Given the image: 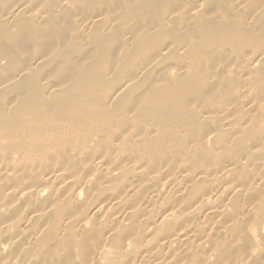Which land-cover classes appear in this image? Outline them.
<instances>
[{"label":"bare ground","instance_id":"bare-ground-1","mask_svg":"<svg viewBox=\"0 0 264 264\" xmlns=\"http://www.w3.org/2000/svg\"><path fill=\"white\" fill-rule=\"evenodd\" d=\"M125 1L127 0H57L56 2H54V0H35L33 4L29 2V0H11L9 3L5 2L3 6H0V24H2L0 25V29L4 26H9L11 29L14 28L21 34L25 33L27 28L24 29V24L22 25L20 22L33 24L36 29V31H34L36 34L34 35L33 33V35L38 39L36 40L37 44L35 43V46L38 49L36 48L37 50L35 53H32L35 56L31 54V57H36V52L40 48L39 43L46 44L52 41L51 38L54 37V35L51 33L60 30V27L64 28L65 25L63 24L65 23L67 26V30L65 31H68V33L74 32V35H76V33L77 35L79 34L82 40H85L83 49H87L88 44L91 42L87 43L86 38L93 37L94 39L98 36V38L100 37L101 39V37L104 36L102 32H106V38L109 31L115 30L119 24L121 25L119 21H123L121 18L125 11L122 9L120 10L122 3L125 7L136 10L134 11L135 14L141 10L136 8L138 6L137 4L136 7L133 5V8L132 5L130 8V4L128 5V3V6H126L124 3ZM137 1L139 0H134L132 4ZM157 1L160 3H157ZM157 1L146 0V7L148 10L146 11L144 9V13H149L150 8V12L156 11V9L152 10L154 9L155 3H157L155 6H159V4L161 6L163 5L161 4L162 1L165 2L166 0ZM142 2L143 0L140 4H142ZM173 2H176V4H173L174 6L171 5V7L168 6L170 10L168 7L163 6L165 9L168 8L169 10L167 11L166 9V14L161 15L152 12L154 14V21L146 17V19L148 18L150 21L147 20L148 22H142L139 17L141 21L138 19V22L143 23L142 26L148 25L147 27L138 26L139 23L137 22L138 24H135L134 22L137 28H145L143 33L146 36L151 37V34L157 33L156 37L158 38H153L154 43L156 40H161L163 44L160 43L162 45L160 47L158 46V42H156L155 44H158L157 46L160 47V49L157 47L159 50L157 49L158 51H156L155 54L151 55L150 53L151 56L144 51L146 52L144 55L148 54L150 57L147 56L149 58L144 64H142V61V63H140L141 66H134L132 70L131 68L133 66L132 64L129 65L130 62H128L127 65L130 67L132 66L130 68L132 71L128 69L129 66L126 70L131 71L132 74L129 73L127 76L125 75L126 77H123L120 82L119 80L118 82L115 81L117 84L112 83L111 85H117V87L113 91L108 92L105 97H102L100 93H96L101 96L99 97L95 95L94 92L96 88H101L100 85H103L101 83L103 82L102 80L115 74L112 68L100 72V70L93 67L95 69L94 71L92 68L88 69V67H90L87 65L89 64L88 61L85 63L86 66L83 64L85 68L82 69V71L84 72L78 74V76L82 75V77L79 78L77 76L78 79H75V81L73 78H75L77 73H74V77L72 79L71 77L69 78L72 82H75L69 85L66 80L68 77L67 74L70 72L69 69L65 70L68 71L65 76L64 70L62 74L59 71H54L56 67H58L59 70V64L55 68L51 66L53 63L55 64L56 58H54L52 64L50 63L51 65L47 63V61H49L48 57H52L50 54H52L53 51H50L48 55L47 51L50 50L49 44L48 46L47 44L45 45V49L41 48L42 51L44 50L43 53L39 51L42 54L39 53L40 55L35 59L32 58V61L30 59L28 60V64L29 61L30 64H33L31 67L40 66L39 69L37 68V71L40 73L43 68H46L45 66L49 69H51V67L52 69L54 68L48 73L49 76L42 71L43 73L41 74L45 76L43 75L42 78L39 76L41 84H38L41 85L39 89L45 91L44 94L46 93L48 97L50 96L49 100L47 97V100H45V102L48 101V103L50 101V111L57 113V111L60 110V112L56 114V117L63 121H59L57 118L52 119L50 116L54 113L47 112L49 113L48 116L47 113H44L49 111L50 107H47L48 110H46L45 107L43 110L45 109L46 111H41L45 114V117L43 114H41V116L43 115L46 120L41 118L40 110H38L39 106L38 109L34 108L35 104H37L36 98L33 100L34 102L36 101V103H33V110L30 109V106H27L31 103V99L36 97V94L33 92H36L35 89L38 88V84L37 86L36 84H32V82L30 83L32 86H37H33V88L30 86V88L34 90L33 92L31 89L27 90L26 87V89L19 88L20 93L18 92L15 94L12 92V96L8 101L5 100L4 96L2 98L5 102L0 100V264H230L232 260L229 261V258L224 256L225 250L227 251V249L238 250V252L243 249L241 250V252L243 251L242 256L240 257L241 254L239 256L237 255V261H235L236 257L233 259L236 262L235 264H264V0H174ZM168 5H170V2ZM225 5L227 6L225 10L227 8L229 9V12H226L227 10L225 11L226 14H239L241 17L242 14L240 13H244V20L241 18L242 21L238 22L237 19H235L237 20L235 21L233 19L235 16L232 15V17L234 16L232 18L234 21L228 18V22H225L228 17V14L227 17L223 15L225 12L222 10ZM107 7L112 8L113 11L109 8L107 9ZM220 7H222L221 11L223 12V17L226 18H221V12H217L218 9L220 10ZM164 8L159 9L162 10L160 11L161 13ZM107 10H110L109 14ZM131 10L130 12H133ZM159 10L158 13H160ZM65 12H69L71 15L62 23L61 19L66 16L64 14ZM134 12L131 14H134ZM141 12L142 10L140 14ZM148 13L144 14L143 19L145 16L149 15ZM152 13L150 14L152 15ZM131 14L130 16L127 15V18L131 17L129 20L134 18ZM109 15L112 16L110 17ZM198 15L200 17L203 16L202 19H204L202 24L196 20L198 24L202 26L197 29L200 30V34H196L199 33L195 30L198 27L190 23L189 26H194L195 28L192 29L194 33H196H192L189 36H187V34V37L184 36V39L187 38L188 42L186 40L181 44H179L181 39H184L183 36H180L181 34L178 35L182 38L175 39L180 41H177L178 45L175 46L174 44L176 41H174V38H176V35H174L175 33L173 34L172 31L184 30L186 32L187 30H185V28L188 26L187 23L191 22L195 16L198 18ZM200 17L199 20H201ZM216 18L218 20L221 19V23H219ZM235 18H237V16ZM229 19L232 21L229 22ZM222 20L224 21L222 22ZM126 22L125 20V23ZM132 22L133 21H131V23ZM144 23H146V25H144ZM134 25L130 26L134 28ZM159 25H161V27ZM185 25L186 27L184 28ZM130 26L127 29H129ZM242 26H245V28L249 30V39L245 40L243 38L246 36V33L243 34L244 31L239 32L245 36H242V34L239 35L238 30H240ZM7 28L4 27L5 32ZM127 29L122 27L119 31H125ZM188 29V33H191L192 29L190 30L189 27ZM169 30L172 32V34L169 32L172 38L175 36L173 38L174 43L173 41L169 42L167 38L168 41L165 39V37H171L170 35L165 36L167 32L166 34L164 33V31ZM0 31L1 35L4 37L5 34H2L4 31ZM110 33V39H107L109 37L106 38L109 40V43L111 36L113 37L114 35H110ZM120 33L117 35L119 41L112 39L110 44L113 45L115 41L116 43L127 42L129 44H134L131 42L137 39V43L140 46V38L137 36L135 37L131 29ZM138 33H136V35H139ZM225 33L228 34L225 35ZM20 34L19 37L17 36L18 39L21 37ZM27 34L29 35L30 33ZM50 34L53 36L51 37ZM185 34L186 33L182 35ZM231 34L233 36H231ZM68 35L69 34L66 36L69 38ZM144 35L140 37H144ZM227 35H229L228 39L224 40V36ZM34 36L32 37L29 35V37L33 39ZM58 36L55 37L58 38ZM61 36L65 39L63 34ZM71 36L72 35H70V37ZM159 36L164 38L159 39ZM248 36L246 37L248 38ZM17 37H15V40ZM67 37L66 40H70V38L68 39ZM63 38L61 39L63 40ZM73 38L75 40V37ZM21 39H19L20 46L23 49L25 44L24 40L22 41ZM33 39L32 42L35 40ZM96 39L97 38H95V40ZM17 40L16 42L14 41V43H17L16 45L19 44V40ZM140 40L143 41V38ZM52 42H55V44L58 43L59 46V42L54 40ZM76 42H79V40ZM63 43L64 42L61 41V45ZM65 43L63 45L67 44ZM100 43L101 41L95 45L98 46ZM109 43L108 46H110ZM191 43L192 45L194 44V46L197 45V47L201 46L204 51L209 49L208 51L210 54L214 50L216 51H213L214 53H218L219 57L221 56L223 58H221V62L219 61L220 63L218 61L215 62V60H218L216 58L217 55L213 54L216 55L215 57L211 54V58H216L211 61H214L215 64L218 63V67L220 68H213L214 72L218 70L217 75L213 72L216 76L211 74L212 72H207V70L206 74H210H208V76L204 74L205 72H202L211 67V65L207 63H213L208 61V58L206 64L210 66L209 68L206 66L205 69H203L201 66V68L198 66L199 69H197L201 71L200 76L204 74L202 77L204 81L208 77V80L206 79L205 81V83L208 82V87L202 89L197 84H187L184 81V84H187H185V92L187 95L183 100H181V98L179 99V95H177L179 100H176L177 97L173 99L169 97L164 90H160L167 81H165V79H167L165 77L173 78L180 75L184 76L193 69L191 74L195 72L196 76L197 69L194 67L199 65L198 63L203 65L206 61H204V59H206V54H203L204 52L201 51V47L200 52L203 55H200V58L204 56V59L202 58L204 62L199 60L200 62H196L197 64L194 63L195 60L198 61L196 59L198 55L194 58V54H201L199 50L197 52V49L193 50L196 51L194 54L192 53L193 51L191 52L192 54L188 52L190 57L187 56L186 58L185 55H188L187 49L190 50L193 48L187 46V44L191 45ZM4 44L5 43L2 45L0 43V48L6 52L10 51L7 46L8 44ZM51 45L53 46L54 44ZM90 45L88 47L89 49H95V45H91L93 47H90ZM100 45L102 46V44ZM147 45L146 43V47ZM70 46L71 49L69 50H71L70 53H72V50L75 49H73V47L76 45L70 44ZM143 46L145 47V45ZM48 47L49 50H46ZM81 47H78V49ZM111 47H114V45ZM121 47H123V45ZM121 47L119 48L121 49ZM140 47L143 48L142 45ZM13 48H11V51L15 50ZM31 48H33L32 50L34 52L35 47L32 45ZM145 48L143 50H145ZM27 49L29 50V48ZM55 49L56 48H54V50ZM94 49L91 50L94 51ZM114 49L116 48L114 47ZM128 49L127 51L129 53L130 51ZM210 49H212V51H210ZM45 50L46 53H44ZM59 50H61V48ZM76 50L74 53H77ZM139 50L137 52L139 55H142L143 53L139 52ZM171 50H176L177 54H183L185 59H181L180 57L181 60H179L177 56L180 55L175 54L176 51L171 54ZM99 51L102 52L100 56L105 53V57L103 58H106V53L108 56L109 51L103 50V46L102 51L99 49L96 53H99ZM134 51L135 50H133V52ZM16 52L19 53L21 51L15 50L11 52V54H16ZM23 52L22 54L27 53L26 50L24 53ZM57 52L59 51L55 53ZM64 52L65 51H60L63 55L65 54ZM87 52L88 53H85L84 56L82 55L81 63L90 60V54L92 53H90V50ZM96 53H93L95 57ZM57 54L55 55L58 56ZM62 54L61 56H63ZM122 54L123 53H121V55ZM166 54L168 57L169 55H177L173 58L176 59L177 57L176 60L180 62H177L175 59L171 60L172 58L169 57L171 58L170 61L173 62L175 60L176 63L170 64L169 62L170 65H161V63L166 60L163 57ZM121 55H119V57L116 56V58L118 57L119 60L122 59L124 56L121 58ZM123 55H127L126 52H124ZM129 55L131 54L129 53ZM191 55H193V57H191ZM6 56L7 54H2V57ZM22 56L27 57L30 55L27 54ZM79 56H81V54H79ZM100 56H97V58ZM7 57L6 60L4 59L5 62L0 59L1 68H3L7 62L9 63L8 60L11 57ZM24 57H22V61ZM26 57L25 60H27ZM113 57H115V55ZM162 57L164 58L163 61L161 60L163 59ZM58 58L64 59V57ZM11 59L10 62L13 60ZM65 59H67V57ZM128 59L129 57L127 60ZM63 61L66 62L68 60ZM166 61L168 62L169 60ZM65 62H63L64 66L67 63ZM71 62H74V60ZM133 62L136 63L135 60ZM46 63L48 65H46ZM103 63L105 64L106 60L105 62L103 61ZM121 63L122 62H116L114 64L123 68L125 63ZM9 64L13 66L16 65V63L13 62ZM93 64L96 65L97 63ZM163 64L167 63L164 62ZM194 64L196 65L194 66ZM212 65L214 66V64ZM67 66L68 64H66L65 67L69 68ZM79 66L81 65H78V68ZM106 66L107 65H105V67ZM111 66L112 65H110V67ZM115 66L112 67L116 69ZM5 68L7 69V66ZM22 68H19V70L21 69V73L22 71L26 74L31 73L29 77L23 72L22 74L25 75V78L26 76L31 78L34 74L36 77V73L37 75L39 74L37 71L33 74L31 70L27 73L26 71L28 70L25 69V65L22 66ZM211 68L210 71L212 70ZM49 69L44 70L47 72ZM91 69L92 71L90 72ZM15 70H17L16 66ZM96 70H98V72ZM126 70L124 69V71ZM7 71L9 73L10 70ZM12 71H14V69ZM151 71H158L157 74L155 72L153 73L157 75V79L155 76L154 78L156 88L158 87L159 91L155 89L157 92L154 90L155 93H152L150 96L147 93L154 89V82H152L153 88L150 82L149 84H144L147 86L146 90H143L141 87H137L134 90L132 86L135 84L137 85L138 81L140 85V80L143 79V77L145 79L144 75ZM54 72H58V75L61 74V76L58 77L57 73ZM79 72L78 70V73ZM13 73H15V71ZM13 73L10 75L1 74L3 77L7 75L2 80L0 79V92L3 91L1 94H8V91H6V94L4 90H9V93H11L10 90L13 88L12 86H16L17 83L14 82H16L15 80H17V78ZM52 73L56 74L57 76L55 77L59 79L64 76L65 80L63 79L64 81L61 82V78V80H59L60 82L58 79L54 81V75H51ZM219 73L221 74L219 75ZM22 74L17 75L21 80L22 77L20 76H22ZM119 75L120 74L117 75L116 73V77ZM121 75L123 76V74ZM122 76L119 77L121 78ZM224 76L228 77L227 81L230 79L229 76H235L236 78L230 79L232 83L233 81H238V83H233L234 85L231 83L232 86H228L230 92H227L229 94L232 93V99L229 98V100L226 99L225 101V98L229 96L225 98L223 96L222 98L224 101L220 105L218 104L219 106L210 109L206 108V110L201 111L198 110V105L201 102H196V99L206 98L207 90H209L208 92H212L216 90L215 88L216 86L218 87V85L219 88L217 89L220 90L224 86L220 88V82L224 81ZM35 77L30 80H35L37 82V78ZM150 77L152 76H149V78ZM221 77H224V79ZM196 78V80H200L199 77ZM147 80L149 81L150 79ZM176 80L178 83V79ZM20 82L22 83L23 81ZM24 82L22 84L29 88V85ZM167 82L165 84L166 87L173 85V89L175 88L174 84H172L173 82L175 83V81H172L169 86H167ZM26 83H29L28 79ZM97 83H100V85ZM180 84L181 83H178L176 85L175 83L176 87H179L176 88L178 91H182L183 89L182 84L181 86ZM149 85L151 87H149ZM225 85L228 84L225 83ZM130 87L133 88V90L131 89L132 94L133 92L136 94L132 97V100L135 99V103L140 104L141 102L140 100L138 102V95L140 96L142 93H147V96L144 94L146 96L145 106L148 104L147 110L149 111L150 109V111L158 114V118L157 115H153L156 116V121L146 123V125H144V130L141 127L142 131H144V138L142 137L143 135L139 137V146H130L126 144L124 147H120L117 146L119 142H116L117 140H123V142L121 141L122 144L131 142L132 140L131 143H135L134 141H136L135 139L138 140L140 133L134 134L131 133L132 131L128 133L129 130L121 131L122 128L120 130V127L115 124L113 125L114 120L119 117H116V115L114 116L116 118L112 119V116L107 113L108 117L106 116V118L101 121L103 114L101 116L102 118L96 116L99 115L97 114V108L104 105L105 100L107 103L110 102V104H112L113 102V105H115L114 103L116 101L114 102V100L120 98L122 94L125 93V90L127 91ZM148 87L152 89L149 90ZM103 89L105 90L106 88ZM223 89L224 90L221 89V91L226 90L225 88ZM107 91L105 90V92ZM37 92V97L40 96L45 99L44 95H39V90ZM216 92L219 93L218 90L215 91V93ZM228 93L227 95H229ZM208 94L210 95V93ZM214 96L217 97L216 94ZM20 97L21 99L18 101L20 102L19 104L22 106L25 104L26 108L24 106L23 112H14V108H17V100ZM210 97L213 98L212 95L209 96V99L214 100ZM44 99L41 100L44 102ZM71 101L73 103L72 105L76 108H78V106L84 107V103H86L87 106H85V108L88 110H83L82 113L78 111L77 114V110H72L69 106ZM125 102H123V105L127 103ZM183 102L189 103L193 106V109L197 108L196 111H200L199 114L197 113L198 111L195 112L198 115L192 112V116H194L193 120H187V118V121L184 122V120H182L183 118L178 120L174 117L180 112L176 107L182 105ZM64 105L69 109H65L67 112L71 110L68 114L73 113L75 110L74 112L76 114L73 113V115H75L74 118H69V115L66 114L67 112L63 110ZM134 105L135 104H133V106ZM44 106H46L45 103ZM60 106L62 107L60 108ZM125 106H123L124 109ZM41 107H43V105ZM119 107L117 108V113H119ZM175 108L176 111H179L178 113L175 111ZM182 109H184V107ZM62 110L63 113L65 112L64 115L66 114V116L62 114ZM132 111L135 113L134 109L129 110V112L134 114ZM136 111H138V109ZM186 111L188 114L190 109ZM79 112L81 114H79ZM115 112L114 110L112 114H117ZM121 112L123 113L125 111ZM129 112L130 119L132 116ZM59 113L64 117H58ZM128 114H125V118L127 117L126 119H128ZM138 114L139 113L136 115ZM179 114L178 116H182ZM38 115L43 121H47L50 117L48 120L50 125L52 123L51 120L53 122L54 120L55 122L58 120L56 122L58 126L63 125L62 128H59L61 130L57 132L53 129L54 127L56 128L55 123H52L53 126H50L46 123L40 125L41 123L39 122V124L37 122L39 125L36 126L37 124L33 122V119ZM73 115L71 114L70 117ZM239 115H242V117ZM184 116L187 115L184 114ZM189 116L191 115L189 114ZM195 116L197 117L195 118ZM144 119L146 118L144 117ZM20 120L23 123L22 125L26 127H22ZM97 120H100L99 124L100 126L102 125L100 128L98 127V130L96 125L93 127L84 125L85 123L94 124L93 121L96 122ZM138 120L137 122L141 121ZM239 120H241V122H239ZM31 122L33 125L35 124L34 127L31 126ZM137 122L134 120L136 124L135 127H139V123L137 125ZM143 122L144 121L141 123ZM44 124H46V127L50 126V129L53 127L51 131L54 130L56 132V134H52L53 137L49 136L50 138H54L51 139V141L49 137H45L47 141L45 139L43 140L44 136L42 137L48 130L45 127H43L44 129L38 128L44 126ZM112 125L116 126V128L119 129L117 132L119 133L120 131V133L116 135L112 132V137L113 135L116 136L110 139L111 136L109 137L108 131ZM192 128L195 130L203 129V132L194 131ZM106 129L108 131L104 132ZM220 130L222 131L223 137L218 135L220 134ZM162 132H167L166 134L174 132L176 136L178 135L177 137H179V135H184L186 139L183 142H177V140L169 138V140H162V144L160 143L159 145L145 143L146 140L150 142L154 136H156V138L159 135L161 136ZM67 133L77 136V138H79L77 139L78 141L73 139L74 137L71 138V135L67 138V136H69ZM103 133H108V139L110 140H107V142L103 140V143H100V138L102 136L105 137ZM49 134L51 135V132ZM220 138H223L221 142L218 140ZM23 139L26 141L28 140L27 144H30L31 141L48 142L49 140L50 143L52 142L51 145L45 143L47 145L42 146L43 148L46 147V150L51 151L47 153L52 154V159H48L47 155L45 158V149H42L45 152L43 154V152H41L42 150L39 151L40 147L39 149L37 147L35 150L31 148L32 146L28 147V145L26 148H20V145L19 147L13 146L12 143L18 145ZM161 139L164 138L162 137ZM69 140L74 142H70ZM22 143L25 144L23 141ZM47 146H49V149ZM37 150L39 152H37ZM186 150L189 152L187 155L184 153ZM229 252L230 251H228V253ZM221 256L223 257L221 258ZM234 261L232 262L234 263Z\"/></svg>","mask_w":264,"mask_h":264},{"label":"rangeland","instance_id":"rangeland-1","mask_svg":"<svg viewBox=\"0 0 264 264\" xmlns=\"http://www.w3.org/2000/svg\"><path fill=\"white\" fill-rule=\"evenodd\" d=\"M0 1H1L0 4H2V5H0V6H3L5 2H8V3H9L11 0H4V1H3V0H0ZM52 1H53V0H52ZM56 1H57V0H56ZM56 1L54 0V2H56ZM131 1H132V0H127V1H125L124 3H125L126 6H128V5L130 4V5H129L130 8H131V5H132V8H133V5H134V7H136L137 5L140 6V7H142L143 9L140 8V7H138V6H137L136 8H137V9H138V8L141 9L142 12H143V14H142V12H141V14H140V11H141V10L138 11L139 14H138V12L135 14L134 11H136V10H134V9L131 10V9H129V7H125L124 4L122 3V4H121V8H120V10H121V9H122L123 11L125 10V11L123 12V14H122L123 17L121 18V20L123 19V21H119V22L121 23V25L119 24V25L117 26V28H115V30L113 29V30L109 31V33L111 32L110 35H111V34H112V35L114 34L113 37L111 36L110 43H111L112 39H116V40H118L117 35H119L120 32L129 31V30L131 29V32H132L133 35L135 34V37L137 36V37L140 38V39L143 38V41L139 39V41L142 42V43L140 42V46L142 45L143 48H141V47L139 46V44L137 43L138 40L135 39L133 42L130 41L131 43H134V44H129V43H127V42H126V43H122V42H121V43H120V42L118 43V42H117V43H118V44H117L116 41L113 40V41H115V42H113V45H114V47L116 48V49H114V47H111V46H113V45L109 43V40H107V39H110V37H109V33H107L108 36H106V38H107V37H109V38L106 39V38H105V34H106V32H104V33L102 32V35H104V36L101 37V39H100V37L98 38V36L95 37V38L98 39V42L101 41L100 44H102V46H103V50H107V51H109L108 56H107V53H106V58H103V57H105V56H104L105 53H104V55L102 54V56H100V53H102V52L99 51V53H98V52L96 53V51H98L99 49H101V51H102V46H101L100 44H99L98 46L95 45V44H98L97 39L95 40V38L93 39V37H92V38H89V37H88L89 39L86 38V39H87V43H90V42H91V43H92V42L94 43V41H95L94 44H93V43H92V44L90 43V44H91V45H95V46H96V47H95L96 50H95L94 48H91L92 50L94 49V51H92L91 49H89L88 47H89L90 44H88L87 49H86V48L83 49V44L85 43V40H82V37H80L79 34L77 35V33H76V35H74V32H73V33H68V31H65V30H67V28H66L67 26H66V24L64 23V22L66 21L65 19H67V17H68L69 15H71V14H70L69 12H65V13H64L66 16H65L64 18L61 19V22L64 23L63 25H65V27H64V28L60 27L61 29H60V30H57L56 32H54V31H53V33H51L52 31L50 32L51 34L54 35V37H52L53 35L50 34V36L52 37V38H51L52 41L54 40V41L59 42V46H58V43L55 44V42L49 41V42H47L46 44H47V46H48V44H49V46H50V50H49V47H48V49H46V50H49V51H47V52H48V55H49V52L53 50V51H52V54H50V56H52L53 59H52V57H48L49 61H47V63H49V65H51V64L54 62V58H56V59H55V64L53 63L51 66H53V67L55 68V67L59 64V65H58V66H59V70H58V67H56L57 70H56V68H55L54 71H59V72L62 74V73H63V72H62L63 70L65 71V70H68V69H69V71H70L69 73H68V71H65V72H64V75L67 74V73L70 75V76H69V75L67 74V76H68L67 79H66V80H67V84L72 85L73 82H75V81L78 79V78H77L78 74H82V72H84V71H82V69L85 68V67H83V64L85 65V63H87L88 61H89V62H88L89 64H87V65L90 66V67H88V69L92 68L94 71H95L94 68H97L98 70H100V72H103V70L106 71V69L108 70V69H111V68H112L113 72L115 73V74H114V75H115V78H114V75H113V76L108 77L107 79L102 80L103 82H101V83H102L103 85H100V83H97V84L100 85L101 88H96V89H95V92H94V94L97 95V96H99V97H101V96H100L99 94H96V93H100V94H102V97H103V96L105 97L106 94H107L108 92L113 91L114 89H116L117 85L113 86V85H111L112 83L117 84L118 80H119V82H120V81L123 79V77L125 78L129 73L132 74L131 71L134 69V66H136V67H137V66H141L140 63H142V61H143L142 64H144V62H145V61H146V60H147L152 54H155V52L158 51V50L160 49V47L162 46L161 44H163V41H161V40L157 41V40H156V42H158V44H159V45H158V44H155L156 42L154 43V40H153V38H154V39H157V38H158V37H156L157 33H156V34H151V35H152L151 37H150V36H146V35H144V33H143V31H144L145 28H144V29L141 28V27H138V28H137V25H134V22H135V24H136V23L140 20L139 17L141 18L142 22H146V21L148 20V18L146 19V17H149L150 20H153L154 14H156V13H157V14H161V15H162V14H166V9H167V11H169V10H170L169 7H171V5L174 6V5L176 4V2H173L174 0H173V1H172V0H170V1H169V0H166L165 2L162 1L161 4H163V5L160 6V4H159V6H155V5H157V3H160L159 1L156 0L157 3H155V5H154V9H152V10H155V9H156V11H151V12H150V9H151V8H150V9H149V13H148V12H145V13H144L145 10H146V11L148 10L147 7H146V4H147V3H146V0H145V2H144V0H143L142 4H140L142 0H141V1H140V0L137 1V2L134 3V4H132L134 0H133L132 2H131ZM147 1H148V0H147ZM160 1H161V0H160ZM167 1H168V2H167ZM175 1H176V0H175ZM29 2H31V3L34 4V3H35V0H33V1H32V0H29ZM129 2H130V3H129ZM138 2H139V3H138ZM166 2H167L168 4H169V2H170V5H168ZM172 2H173V3H172ZM127 3H128V5H127ZM171 3H172V4H171ZM6 4H7V3H6ZM6 4H5V5H6ZM136 4H137V5H136ZM173 4H174V5H173ZM141 5H142V6H141ZM163 6H165V7H168V6H169V7H168L169 10H168V8L165 9ZM156 7H157V8H156ZM225 7H227V6L225 5L224 8H223V10H222V7H220V10L218 9L219 11L217 10V12H219V13L221 12V18L223 17V15H224V16L226 15V17H227V14H228L227 20L224 19L225 22H228V18L232 19L234 16H235V17L237 16V18H235V17L233 18L234 20L237 19L238 22H239V21H242L244 13H240V14H242L241 17H240L239 14H237V15H236V14H232V15H234V16L232 17V15H230V13H227V14H226V12H229V11H228L229 9L227 8V9H226L227 11H226V10H225ZM108 8H109V7H107V9H108ZM162 8H164V10H163V12L161 13L160 11H162V10H159V9H162ZM109 9H110L111 11H113L112 8H109ZM118 9H119V8H118ZM118 9H117V10H118ZM144 9H145V10H144ZM110 10H109V11H110ZM130 10L133 11L134 14H131V13H133V12H130ZM158 10H159L160 13H158ZM221 10H222L223 12L226 11L225 14L222 15L223 12H222ZM107 11H108V10H107ZM109 11H108V14H109ZM126 12H127V13H126ZM152 12H153L154 14H153ZM111 13H112V12H111ZM147 13H148L149 15L145 16L144 19H146V20H144V19H143L144 14H147ZM150 13H152L153 16H152ZM113 14H114V12H113ZM130 14H131L132 17H134V18L131 19V20H129V18H131V17H128V18H127V15L130 16ZM137 14H138V17H137ZM141 15H142V16H141ZM150 15H151L152 17H151ZM229 15H230V17H229ZM109 16H110V15H109ZM111 16H112V15H111ZM111 16H110V17H111ZM125 16H126V17H125ZM155 16H156V15H155ZM198 16H199V15H198ZM195 17L197 18V16H195ZM195 17L193 18V20H192L191 22L187 23V24H188L187 27H186V25L184 26V28H185V27L187 28V29L185 28V30H187L186 32H185L184 30H183V31H182V30H180V31H179V30H178V31L176 30V31H177V34H176V31H175V30L172 31L173 34L175 33L174 35H176V38H174L175 36L173 37V38H174V41H176V43L174 44L175 46L178 45L177 41L180 42L179 40H175V39H177V38H178V39L182 38V37H180V36H183V39H184V36L187 37V36H189V35L192 34V33H193V34L196 33V32L194 33V31H193V29H192V28H195V27H194L195 25H196V27H198V28H196L195 30H196L197 32H199V33H196V34H198V35L200 34V30H197V29H199V27L201 26L200 24H202V23L204 22V19H202L203 16H201V17L199 16V17L201 18V20H199V17H198L197 19H196ZM226 17H223V18H226ZM238 17H239V19H238ZM151 18H152V19H151ZM155 18H156V17H155ZM241 18H242V19H241ZM138 19H139V20H138ZM183 19H184V18H183ZM230 19H229V22H231V21L233 20V19H232V20H230ZM240 19H241V20H240ZM125 20L127 21L126 23H125ZM135 20H136V21H135ZM141 20H140V21H141ZM150 20H148V21H150ZM154 20H155V19H154ZM154 20H153V21H154ZM179 20H180V19H179ZM196 20H198V22H199L200 24H198V22H197ZM216 20L219 21V23H221V22H220L221 19L218 20V19L216 18ZM224 20H222V22H223ZM234 20H233V21H234ZM237 20H235V21H237ZM243 20H244V19H243ZM131 21H133V22L131 23ZM148 21H147V22H148ZM123 22H124V23H123ZM238 22H237V23H238ZM130 23H131V24H130ZM138 23L140 24L141 22H138ZM138 23H137V24H138ZM190 23H191V24H194V26H193V27L189 26ZM240 23H241V22H240ZM20 24H22V25L24 24V25H23V28H24V29L27 28L25 33H21V34H20V33L17 32L16 29H14V28L11 29V27H9V26H4L5 28L8 27V28H7V31H8V32H7V31L5 32L4 27H3L2 29H0V30L4 31V32H2V34H5V36L3 37V36L1 35V31H0V43H1L2 45H3V43H5L4 45H7V44H8L7 46L9 47V50H10V51H11V48H13V47H15V48H13V49H15L16 51H21V52H19V53L16 52V54H13V53L11 54V52H13V51H15V50H12L11 52H10V51L6 52V51H3V50L0 48V51L2 50V51L0 52V55H1V56H0V59H2V60L5 62L6 57L9 56V57H11V58L13 59V60H12V59L10 58L12 61L10 62V59H9V60H8L9 63H12V62H13V63H16V65L13 66L12 64H9V63L7 62V64L4 65L3 68H1L2 65H0V66H1V67H0V72H1V73H0V79L2 80V79H3L4 77H6L8 74L10 75V74H12L14 71H15V73H13V74H15V77L17 78V80H15L16 82H14V83H17L16 86H15L14 83H13V85H14V86H12L13 88H12V89L9 88V89H11V90H10L11 93H9V90H4V93H6V94H7L6 91H8V94H7V95H5V94H1V93H3V91L0 92V100H3L2 97L4 96L5 100L8 101V100L10 99V97L12 96V95H11L12 92H14L15 94L18 93V92H19V88L24 89V88L26 87L27 90H29V89L33 88V86H36L38 83L41 84V83H40V82H41V81H40L41 79L39 78V76L42 78L43 75H44V74H41V73L44 72L45 74L48 75V73L51 72L50 70H53V69H54V68L52 69L51 66H50L51 69H49V68H47V66H45L46 68H43V67H42L43 70H41V73H40V72L37 71V70L39 69L40 66L34 67V68H35V70H34V68L31 67V65H33V64H32V63L30 64V61H29V64L27 63L29 59H30V60H31L32 58L35 59L37 56H39L40 54H42L43 51H44V50L42 51V49H45V48H46V47H45L46 44H45V43L41 44V43H39V41H38V43H39V47H40V48H39V50L36 52V57H31V54H32V53H35V51L38 49V48L35 46V45L37 44V43H36V40H38V39L36 38V36H34V35L36 34V32L34 33V31H36V29L34 28L33 24H28V23H25V22H20ZM25 24H26V25H25ZM123 24H125V25H123ZM139 24H138V26H142L143 23H141L140 25H139ZM181 24H182V22H181ZM0 25H2V24H0ZM128 25H129V26H130V25H134V28H132L133 26H132V27L130 26V28L127 29V28L129 27ZM144 25H146V23H144ZM197 25H199V26H197ZM126 26H128V27H126ZM135 26H136V27H135ZM147 26H148V25H147ZM147 26H142V27H147ZM159 26L161 27V25H159ZM1 27H2V26H1ZM122 27H123L124 29L126 28L127 30H125V31H124V30H120V31H119V29H121ZM188 27L190 28V30L192 29V30H191V33H190V32L188 33V31H189ZM201 27H202V26H201ZM243 27H244V28H243ZM32 29H33V30H32ZM241 29H242V30H241ZM246 29H247V28H245V26H242V27L240 28V30H238V32H239V31H241V32L244 31L243 34L246 33V36L249 35L248 38H247L245 35H243L241 32H239V35L242 34V36H245V37H243L245 40L250 38V32H249L248 29H247L248 31H247ZM11 30H12V31H11ZM136 30H138V31H136ZM59 31H60V32H59ZM116 31H118V32H116ZM192 31H193V32H192ZM201 31H202V28H201ZM245 31H246V32H245ZM134 32H135V33H134ZM138 32H139V33H138ZM140 32H141V34H140ZM166 32H167V34H166ZM169 32H171V30H169V31H164V33L166 34L165 36H167V35H170V36H171V37H169V36H168V37H165V39L167 38V39H169V42H170V41L172 42V41H173V38H172V35H171L172 32H171V34H170ZM181 32H183V33H181ZM248 32H249V33H248ZM27 33H30L29 35H31L32 37L34 36V39H35V40H34L32 37H29V35H28ZM33 33H34V35H33ZM136 33H138L139 35H136ZM184 33H186V34H185V35H182V34H184ZM19 34L21 35V37H20L19 39L22 38L21 40H22V41L24 40V44H25L24 46H25V47H24L23 49L21 48V46H20V45H21V44H20V40L18 39ZM62 34H63V36L65 37V39L61 36ZM65 34H66V35L69 34L68 36H69L70 40H68V41L66 40V37H67V36H66ZM120 34H121V33H120ZM180 34H181V35H180ZM187 34H188V35H187ZM226 34H228V33H225V35H226ZM8 35H9V37H8ZM23 35H24V36H23ZM26 35H27V36H26ZM58 35H59V36H58ZM70 35H72L73 37H75V40H74V38H73L72 36H71V37H72V38H71ZM102 35H100V36H102ZM141 35H144V37H143V36L140 37ZM154 35H155V36H154ZM158 35H159V34H158ZM160 35H161V34H160ZM162 35H163V34H162ZM178 35H180V36H178ZM186 35H187V36H186ZM17 36H18V37H17ZM25 36H26V37H25ZM55 36H56V37L58 36V38H56ZM76 36H77L78 38H77ZM145 36H146V38H145ZM153 36H154V37H153ZM231 36H233V35L231 34ZM242 36H241V37H242ZM15 37H17V39L19 40V44H18L19 47H18V45H16L17 43H14V41L16 42V40H17V39L15 40ZM28 37L31 38V39H29ZM115 37H116V38H115ZM135 37H134V38H135ZM225 37H227V38H225ZM228 37H229V35L224 36L223 39L226 40V39H228ZM24 38H25V39H24ZM55 38H56V39H55ZM61 38H63V40H62ZM67 38H68V37H67ZM69 38H68V39H69ZM76 38L79 40V42H76V41H78ZM144 38H145V41H144ZM160 38L163 39L164 37L159 36V39H160ZM170 38H171V39H170ZM10 39H11V40H10ZM32 39L35 41V42L33 41L34 43L32 42ZM57 39H58V40H57ZM90 39H91V41H90ZM147 39H148V40H147ZM167 39H166V40H167ZM223 39H222V40H223ZM1 40H2V41H1ZM12 40H13V41H12ZM18 40H17V41H18ZM26 40H27V41H26ZM64 40H65V41H64ZM72 40H74V41H72ZM136 40H137V41H136ZM186 40H187V42H188V39H187V38H185L184 40L181 39V42H180L179 44H181L183 41L185 42ZM10 41H11V42H10ZM25 41H26V42H25ZM61 41L64 42V43L67 41L66 43L68 44V46H67L66 43H65L66 45H63L64 43L61 45ZM69 41H70V42H69ZM118 41H119V40H118ZM135 41H136V42H135ZM167 41H168V40H167ZM174 41H173V43H174ZM106 42H108V43L110 44V46H108V43H106ZM12 43H13V44H12ZM26 43H27V44H26ZM28 43H30V44H28ZM35 43H36V44H35ZM146 43L148 44L147 47H148V48L150 47L149 50H148V48L146 47ZM149 43H150V44H149ZM160 43H161V44H160ZM192 43H193V42H192ZM192 43H191V45L187 44V46H188V47L191 46V48L193 47V48H195V49H193V48L190 49V50L187 49V53L190 52V54H192V53L194 54V52H196V51H193V50H196V49H197V52H198V50H199V52H200V47H201V46H198V47H197V45H195V46H196V47H195L194 44L192 45ZM31 44L35 47V48H34V49H35L34 52H33V50H32L33 48H31V46H32ZM51 44H54V45L52 46ZM70 44H71V45H74V46L76 45L75 47L72 46L73 49L75 48L74 50H72V53H70L71 50H69V49H71V48H70V47H71ZM106 44H107V45H106ZM137 44H138V46H137ZM185 44H186V43H185ZM30 45H31V46H30ZM40 45H41V46H40ZM56 45H57V46H56ZM81 45H82V47H81ZM91 45H90V47H93V46H91ZM122 45H123L124 48L121 47ZM143 45H145L146 48H145ZM157 45L160 46V47H158ZM0 46H1V45H0ZM42 46H43V47H42ZM51 46H52V48H51ZM54 46H55V47H54ZM53 47L56 48V49L54 50ZM78 47H81V48L78 49ZM100 47H101V48H100ZM119 47H121V49H124V50H121ZM128 47H129V49H128ZM157 47H158L159 49H158ZM27 48H29V50H30V49H31V50L29 51ZM36 48H37V49H36ZM41 48H42V49H41ZM60 48H61V50H59ZM63 48H64V50H63ZM108 48H109V49H108ZM144 48H145V50H143ZM174 48H175V47H174ZM198 48H199V49H198ZM18 49H19V50H18ZM57 49H58V50H57ZM76 49H77V50H76ZM111 49H113V50H111ZM127 49L130 51L129 53H130L131 55H129ZM136 49H137V50H136ZM139 49H140V50H139ZM146 49H147V50H146ZM157 49H158V50H157ZM205 49H206V48H205ZM25 50H26L27 53L22 54V52H23V51L25 52ZM27 50H28L29 52H28ZM46 50H45L44 53H46ZM68 50H69V51H68ZM75 50L77 51V53H74ZM78 50H79V51H78ZM84 50H85V51H84ZM88 50H90V53H92V54H90V58H89L90 60H87L86 62L81 63V61H82V60H81L82 57L84 56L85 53H88V52H87ZM114 50H115V51H114ZM116 50H117V51H116ZM131 50H132V52H131ZM133 50H135V51H134L135 53L133 52ZM138 50H139V52H142L143 54L141 53L142 55H139V53L137 52ZM188 50H189V51H188ZM208 50H209V49H207V50L204 51L203 48L201 47V51L204 52L203 54H204V55L206 54V55H205V58H206V59H204V56L202 57V58L204 59V61L206 60L205 63H204L203 65H200V63H198V62H200V61H201V62L203 61V59L200 58V55H203V54H202L201 52H200L201 54H198V53H197V54H194V55H195L194 58H195L197 55L199 56V58H198V56L196 57V59H197L198 61L195 60V62H194V63L197 62L199 65H196L197 63L194 64V66H195V65L197 66V67L195 66L194 68H196V69L198 68V69H199V67L201 66L203 69H205L206 66L209 68V67H210L209 65H211V67H212V66H213L212 64H214V66H213L212 68L210 67L213 71H212V70L210 71V68H209V69H205V71L203 70L202 72H203V73L205 72L204 74H206V73L209 71L210 73L212 72L211 74L214 75V73H216V75H217L218 70H217V71L215 70V72H214V69H218V68H219V67H218L219 64H218V63L215 64V62H216V61H218V62L220 61V62H221V61H222L221 58H223V57H221V56L219 57L218 53H217V54L214 53V52H216V51L213 50V51H214V52H213L212 49H210V51H212L211 54H212V55H213V54H216L217 57H216V55H213V56H215V57L218 59V60H215V62H214V61H211L212 59L214 60V59H216V58H215V57L211 58L212 55L209 53ZM39 51H41L42 53H40ZM54 51H55V52H56V51H59V52H57V53H58V54H57V53H55ZM60 51H65L64 53H65L66 55L64 54V55H65V56H64V55L62 54L63 52L60 53ZM80 51H81L82 53H81ZM91 51H92V52H91ZM112 51H114V52H112ZM144 51H146L147 53H149V55H150V53H151V55H150V56H149L148 54H145V55H144V53H146V52H144ZM150 51H151V52H150ZM173 51H174V50H173ZM173 51L171 50V54H172V53H175L176 50H175L174 52H173ZM192 51H193V52H192ZM207 51H208V52H207ZM24 52H23V53H24ZM53 52H54V53H53ZM124 52H126L127 55H123ZM136 52H137V53H136ZM191 52H192V53H191ZM205 52H206V53H205ZM39 53H40V54H39ZM93 53H94V54L96 53V57H95V55H94ZM121 53H123V54L121 55ZM187 53H186V54H187ZM207 53H208V55H207ZM2 54H3V55H4V54H5V55L7 54V56H6V57H2ZM27 54L30 55V56H27V57L25 56V57L27 58V60H25V57L22 56V55H27ZM55 54H57L58 56H56ZM61 54H62L63 56H61ZM71 54H73V55H71ZM74 54H75V55H74ZM79 54H81V56H79ZM98 54H99V55H98ZM169 54H170V53H169ZM175 54H177V51H176ZM14 55H15V57H14ZM54 55H55V57H54ZM59 55H60V56H59ZM76 55H77V56H76ZM82 55H83V56H82ZM114 55H115V57H113ZM119 55H121V56H120L121 58H122V56H124L125 58H126V57H127V58L129 57V59L127 60V58L125 59V58L123 57L122 59H120V60H121V61H120L119 58H118ZM177 55H180V56H177ZM177 55H174V56H170V55H169V57L172 58V59H171V58H169V57L167 56V54H166V55L163 56V57H164L166 60H169V61L167 62V61L164 60V58L162 57L163 59H161V60H162V61L164 60V61L161 63V65H170L171 63H174V62L176 63V61H177V62H180L179 60H181L182 58L185 59L183 54H179V53H178ZM181 55H183V56H181ZM209 55H210V56H209ZM32 56H35V55L32 54ZM97 56H100V57L97 58ZM109 56H110V59H109ZM116 56H118V57L116 58ZM130 56H131V57H130ZM147 56H149V57H147ZM166 56H167V58H166ZM175 56H177V57L179 58V60H176L177 57H176V59L173 58V57H175ZM185 56H186V58H187V56L190 57L189 53H188V55H185ZM208 56H209V57H208ZM16 57H17V58H16ZM18 57H19V58H18ZM22 57H24L23 59L25 60V62H26L28 65L24 62V60L22 61ZM58 57H60V58H63V57H64L63 60H68V61H66L67 63H66L65 61H63L62 59H59ZM66 57H67V59H65ZM68 57H69V58H68ZM77 57H79L80 59L77 58ZM112 57H113V59H112ZM139 57H140V58H139ZM144 57H145V58H144ZM180 57H181V59H180ZM191 57H193V55H191ZM20 58H21V59H20ZM57 58H58L59 60H58ZM76 58H77L78 61L76 60ZM100 58H101V59H100ZM114 58H115V59H114ZM134 58H135V59H134ZM207 58H208V61H211V63H212V62H213V63H212V64L207 63ZM219 58H220V60H219ZM4 59H5V60H4ZM7 59H8V57H7ZM33 59H32V60H33ZM72 59L74 60V62H71V61H73ZM103 59L106 60V63H105V64L103 63V61L105 62V60H103ZM108 59H109V60H108ZM170 59H171V60L175 59L176 61L174 60V61L172 62V61H170ZM201 59H202V60H201ZM209 59H210V60H209ZM32 60H31V61H32ZM56 60H58V61H56ZM75 60H76V61H75ZM79 60H80V62H79ZM116 60H117V61H116ZM126 60H127V61H126ZM129 60H130V61H129ZM132 60H133V61L135 60L136 63H134ZM139 60H140V61H139ZM199 60H200V61H199ZM17 61H18V63H17ZM61 61H62V65L64 64L63 62H65L66 64H68L67 67H69V68H66V67H65L66 64H65V66L63 65V67H62V65H61ZM97 61H98V62H97ZM108 61H110V62H108ZM124 61H126V62H124ZM131 61H132V62H131ZM204 61H203V62H204ZM22 62H23V64L25 65V69L28 70V71L25 70L27 73L30 72L29 70H31V72H32L33 74H34L36 71L39 73L38 75H37V73H36V77H35V74H34V75L32 74L35 78H37V79H36L37 82H36L35 80H32V81L30 80V79L33 77V76H32L31 78H29L30 75H31V73L26 74L24 71H22V73L24 72L25 75H28V76H29V77L26 76V78H27L28 81H29V83H26V82H27V79L25 78V75L21 73V69L19 70V68H22V66H24V65L22 64ZM90 62H91V63H90ZM99 62H100V63H99ZM111 62H112V64H111ZM116 62H117V63L122 62V63H125V64L123 65V68H122V67L117 66V64H114V63H116ZM128 62H130L129 65L132 64V66H133V67L131 66L132 68H131L129 65H127ZM164 62H166L167 64H163ZM169 62H170V64H169ZM220 62H219V63H220ZM20 63H21V64H20ZM47 63H46V65H48ZM50 63H51V64H50ZM56 63H57V64H56ZM80 63H81V64H80ZM93 63H97V64L94 65ZM122 63H121V64H122ZM206 63L209 64V65H207ZM100 64H101V65H100ZM109 64L112 65L113 67L116 65V66H115L116 69L113 68L112 66L110 67ZM135 64H136V65H135ZM137 64H138V65H137ZM201 64H202V63H201ZM26 65H27V66H26ZM29 65H30V66H29ZM54 65H55V66H54ZM78 65H81V66H79V68H78ZM105 65H107V66L105 67ZM6 66H7V69L5 68ZM11 66H12L13 68H12ZM15 66H16V69H17L18 71L15 70ZM19 66H20V67H19ZM34 66H35V65H34ZM85 66H86V65H85ZM103 66H104V67H103ZM128 66H129V68H128L129 70L132 69L131 71H127V70H126V68H127ZM198 66H199V67H198ZM215 66H216V67H215ZM80 67H81V68H80ZM82 67H83V68H82ZM93 67H94V68H93ZM117 67H118V69H117ZM201 67H200V68H201ZM217 67H218V68H217ZM23 68H24V67H23ZM23 68H22V69H23ZM37 68H38V69H37ZM61 68H62V69H61ZM63 68H64V69H63ZM130 68H131V69H130ZM213 68H214V69H213ZM13 69H14V71H12ZM32 69H33L34 72L32 71ZM40 69H41V68H40ZM44 69H45V70H46V69H47V70L49 69V71L45 72ZM71 69H72V70H71ZM76 69H78L80 72L78 73V70H76ZM92 69L90 70V72L92 71ZM122 69H123V70H122ZM124 69H125L126 71H124ZM192 69H193V68H192ZM192 69H191V70H192ZM198 69H197V70H198ZM219 69H220V68H219ZM2 70H5V71H2ZM7 70H10L9 73H8ZM98 70H96V71L98 72ZM118 70H119V71H118ZM193 70H194V69H193ZM193 70H192V71H193ZM197 70H196V73H197L196 76H195V72H193V73L191 74L192 71H190V73H188V74L186 73L184 76L180 75V76L173 77V78H172V77H169V78H168V77H165V78H167V79H165V81H166V80L168 81V82L166 81V82H167V86L171 85L172 81H175L176 85H177L178 83H181V84H182V86H183L182 91H178V89H176V88H179V87H176V85H175L174 82L172 83V84H174V87H175L174 89H173V85H171V86H169V87H166V85H165L166 82H165L164 86H163L160 90H161V91L164 90V91L166 92V94L169 95V97H171V98H173V99H176V97H177L176 100H179L180 98H181V100H183V98L186 97V95H187V93L185 92V88H186V85H187V84H192V83H194V84H197V85H198L200 88H202V89H204L205 87H208V82L205 83L206 79L208 80V77H207V78L205 79V81H204V79L202 78L204 74H203V75L201 74V76H200V72H201V71L198 70V72H199V73H198ZM201 70H202V69H201ZM206 70H207V72H206ZM42 71H43V72H42ZM73 71H75V72H73ZM105 71H104V72H105ZM6 72H7V73H6ZM10 72H11V73H10ZM153 72H155V73L157 74L158 71H153ZM153 72L151 71V72H148L149 74L147 73L146 75H144V76H145V79H144V77H143V79L145 80V82H144L143 79H141V80H143V81L140 80V82H141L140 85H139V81L137 82V83H138L137 85H136V84L133 85L132 87L134 88V90H135L137 87H141L143 90H144V89L146 90V89H147V86L144 85V84H149L150 82H151V84H152V88H153V83H152V82H154V84H155V78L157 79V75H156L155 73H153ZM213 72H214V73H213ZM220 72H221V70H220ZM3 73H4V74H3ZM18 73L22 74V76H20V77H22V80H21V78H18L17 75H20V74H18ZM54 73H57V75H58V72H54ZM60 73H59V74H60ZM74 73H75V74L77 73L76 76H75V78H73V77H74V76H73ZM116 73H117V75L120 74L119 76H122L121 74H123V76H122L121 78H120L119 76L116 77ZM1 74H3V75L7 74V75L3 77V75H1ZM61 74L58 75V77H60ZM75 74H74V75H75ZM190 74H191V75H190ZM208 74H209V73H208ZM208 74H206V75L208 76ZM220 74H221V73H219V75H220ZM41 75H42V76H41ZM51 75H54V77L57 76L56 74H53V73H52ZM125 75H126V76H125ZM147 75H148V76H147ZM209 75H210V74H209ZM216 75H214V76H216ZM219 75H218V77H219ZM23 76H24V78H23ZM44 76H45V75H44ZM48 76H49V75H48ZM62 76H63V75H62ZM65 76H66V75H65ZM149 76H152V77L149 78ZM154 76H155V78H154ZM34 77H33V78H34ZM50 77H52V76H50ZM54 77H53L54 81H57L56 79H58V81H59V80H61V78H62L61 82H63V81L65 80V79H64V78H65L64 76L61 77L60 79L57 78V77H55V78H54ZM69 77H71V79L73 78L74 80H75V79H76V80L72 82V80H71ZM78 77L80 78V77H82V75H79ZM194 77H195V78H194ZM196 77H199L200 80H199V79H198L199 81L196 80V79H197ZM224 77H225V76H224ZM224 77H223V78L221 77V78L224 79ZM234 77H235V76H234ZM234 77H233V76H229L230 79H231V78H234ZM33 78H32V79H33ZM146 78H147V79H150V80L148 81ZM151 78H152L153 80H152ZM201 78H202V79H201ZM204 78H205V77H204ZM227 78H228V77H225L224 81H222V79H221L222 82H220V83H221L220 88L224 85L221 89L224 90L223 88H225V89H226L225 91H221V89H220V90L217 89V88H219V85H218V87L216 86V88H215L216 90L212 91L213 93H212V92H208L209 90H207L206 98H198V99H196V100H197L196 102H201V103H199V105H198V108H199L198 110L201 111V110H206V108H207V109H210V108H215V106H219V105H220L221 103H223V101H224V99L222 98L223 96H224V98H225L226 96H229V97H226V98H225V101H226V99L229 100V98L232 99V93L229 94V93L227 92V91L230 92V88H229L228 86H232V85H234L233 83L236 84V83H238V81H237V82H234V81H233V83H232V82L230 81V79H228V81H227ZM235 78H236V77H235ZM19 79H20V80H19ZM39 79H40V80H39ZM51 79H52V78H51ZM53 79H52V80H53ZM63 79H64V80H63ZM68 79H70V80H68ZM108 79H109V80H108ZM112 79H113V80H112ZM176 79H178V81H179L178 83H177V80H176ZM179 79H180V80H179ZM225 80H226V82H225ZM20 81H23V82L25 81L24 83L27 84V85H29V88H28L27 86H24V85L22 84L23 82L21 83ZM34 81H35V83H34ZM115 81H117V82L115 83ZM146 81H147V82H146ZM184 81L187 83V84L185 83L186 85L184 84ZM201 81H202V82H201ZM31 82H32V84H36V85H33V86H32V85L30 84ZM59 82H60V81H59ZM68 82H69V83H68ZM70 82H71V83H70ZM224 82H225L226 84H228V85H225ZM227 82H228V83H227ZM220 83H219V84H220ZM229 83H230V84H229ZM231 83H232V85H231ZM18 84H19V85H18ZM20 84H21V85H20ZM39 84H38V85H39ZM151 84H150V85H151ZM181 84H180V86H181ZM17 85H18V86H17ZM38 85H37V86H38ZM99 85H98V86H99ZM150 85H149V87H151ZM22 86H23V87H22ZM30 86H32V87L30 88ZM37 86H36V87H37ZM40 86H41V85H39L38 88L35 87V88H36V89H35L36 92H33L34 90L31 89V91H32L34 94H36V95H35L36 97H34L33 99H31V100H32L31 103L28 104L27 106H30V109H32L33 106H34L33 103H36V101L34 102L33 100H35V98H36V100H37V104H35V107H34V108H37V109H38V106H39V109H38V110H40V111H39V112H40V116H41V114H43V112H41V111H46V110H48L49 107H50V108H49V111H46V112H44V113H45V114H46L47 112H49V113H54V112H51V111H50V109H51V106H50L51 104L49 105L50 101H49V103H48V101L45 102V100H47V99L49 100L50 96L48 97L46 93L44 94L45 91H43L42 89H39V88H41ZM225 86H227V87H225ZM132 87L128 88L127 91L125 90L126 96H127L128 98L125 96V93L123 92L124 94H122V96H121L120 98H118V99L116 98V99L114 100V102L116 101V102L114 103L115 105H113V102H112V104H110V102L107 103V101L105 100V101H104V102H105L104 105H102V106H100L99 108H97V114H99V115H96V114H95L96 116H100V117H101L102 114H103V116H102L103 118L101 117V118H102L101 121H103V120L106 118L107 113H108V115L110 114V116H112V119H115L117 116H119V117H117V119L114 120L113 125L115 124L116 126L120 127V130H121V128H122L121 131H128V130H129L128 133H130L131 131H132L131 133H134V134H139V133H140V135L138 136V140L135 139L136 141H134L136 144H135V143H131L133 140H132L131 142H126V143H123V144H122L123 140H121L122 142H121L120 140H117L116 142H118V141H119V142L117 143L118 145H117V144H116V145H117V146H120V147H124L126 144H128V145H130V146H139V144H138V142H139V137H141V136L143 135L142 137L144 138V133H143L144 131H142V129L144 130V127H145L144 125H146V123H148V122H155L156 119L158 118V114H155L153 111H150V109H149V111L147 110V109H148V107H147L148 104H147V106H145V105H146L145 99H146V96H147L146 94L148 93L149 96H150L152 93H155V91H156L157 89H158L157 91H159V88H158V87L156 88V84L154 85V89L151 88L152 91H154V90L156 89L154 92L149 91L150 93H149V92H147L146 94L144 93L146 96H145L143 93L140 94V96H139V95L137 96L138 102H139V100L141 101L140 104L135 103V99L132 100V97H133V95L135 94V92H133V94H132V90H133ZM149 87H148V88H149ZM26 88H25V89H26ZM103 88H106L105 90H106V91L108 90V91L105 92V90H104ZM99 89H101V90H99ZM102 89H103V90H102ZM131 89H132V90H131ZM151 89L149 88V90H151ZM227 89H229V90H227ZM38 90H39V92H40L39 95H40V94H42V96L44 95L45 99H44L43 97H40V96L37 97V96H38V94H37V93H38V92H37ZM96 90H97V91H96ZM217 90H218L219 93H217V92L215 93V91H217ZM20 91H21V90H20ZM100 91H101V92H100ZM130 91H131V92H130ZM157 91H156V92H157ZM220 91H221V93H220ZM103 92H104V93H103ZM128 92H129V93H128ZM167 92H168V93H167ZM19 93H20V92H19ZM208 93H210V95L213 96V98H212V97H210V98H212V99H214V100H210V99H209V96H210V95H209ZM222 93H223V94H222ZM227 93H228L229 95H227ZM181 94H182L183 96H182ZM207 94H208V95H207ZM213 94H214V95L216 94L217 97L214 96ZM224 94H225V95H224ZM1 95H2V96H1ZM135 95H136V94H135ZM177 95H179V99H178V96H177ZM218 95H220L221 97L218 96ZM7 96H8V97H7ZM62 96H64V95H62ZM207 96H208V97H207ZM46 97H47V99H46ZM139 97H141V98H139ZM187 97H188V96H187ZM219 97H220V98H219ZM39 98H40V99H39ZM130 98H131V99H130ZM215 98H216V99H215ZM221 98H222V99H221ZM20 99H21V97L17 100V103H16V104H17V105H16L17 108H14V112H16V111H17V112H18V111H19V112H23V111H24V110H23L24 106H25V108H26V105H25V104H24L23 106H22L21 104H19L20 102H18V101H20ZM41 99H44V102H43ZM124 99L126 100L127 103L125 102ZM5 100H3V101L5 102ZM38 100L40 101V103H39ZM217 100H218V101H217ZM41 101H42L43 103H42ZM121 101H122V102H121ZM132 101H133V102H132ZM82 102H83V101H82ZM123 102H125L126 104H125V103H124V104L127 105V106L123 105ZM204 102H205V104H204ZM44 103H45L46 106H44ZM46 103H47L49 106H48ZM106 103H107V104H106ZM211 103H212V104H211ZM215 103H216V104H215ZM72 104H73V103H72V101H71V104H69V106L71 107L72 110H73V109L77 110V114H78V111H80V112L82 113L83 110H84V111H85V110H88L87 108H85V106H87L86 103H84V104H85L84 107H83V106H78V108L74 107ZM84 104H83V105H84ZM109 104H110V106H109ZM130 104H131V105H130ZM133 104H135V105L133 106ZM218 104H219V105H218ZM19 105H20V106H19ZM42 105H43V107H41ZM65 105H67V104H65ZM65 105H64V107H63V110H65V109L67 108V106H68V105H67V106H65ZM112 105H113V106H112ZM122 105L125 106V109H124V107H123ZM129 105H130V106H129ZM212 105H213V106H212ZM16 106H15V107H16ZM18 106H19V107H18ZM21 106H22V107H21ZM62 106H63V105H62ZM62 106H60V108H61ZM111 106H112V107H111ZM119 106H120V107H119ZM143 106H144V107H143ZM202 106H203V107H202ZM40 107H41V109H40ZM45 107H46V110H45V109L43 110V108H45ZM47 107H48V108H47ZM108 107H109V108H108ZM118 107H119V113H117V112H118V110H117ZM122 107H123V108H122ZM130 107H131V108H130ZM183 107H184V109H182ZM185 107H186V108H185ZM21 108H22V109H21ZM121 108H122V109H121ZM176 108H177V110H179L180 112H179V111H176ZM176 108H175V111H176L177 113L179 112L180 114H179V113H178V114H179V115H182V116H178V114H177V115L174 116V117L177 118L178 120H179V119L181 120V119L183 118L182 120H184V122L187 121V120H193V119H194V116H192V114L198 111V110L196 111L197 108L194 107L195 109H193V106H192V105H190L189 103H184V102H183L182 105H180V106H178V107H176ZM18 109H19V110H18ZM20 109H21V111H20ZM67 109H68V108H67ZM91 109H92V108H91ZM98 109H101V110H98ZM102 109H103V110H102ZM109 109H110V110H109ZM123 109H124V110H123ZM131 109H132V110L134 109L135 113L137 112V113H139V114L136 115L137 113L135 114L133 111H132V112H133L134 114H132L131 112H129V110H131ZM137 109H138V111H136ZM140 109H141V110H140ZM189 109H190V111H188V114H187V111H186V110H189ZM192 109H193V111H192ZM32 110H33V109H32ZM63 110H62L61 112H62V114L64 115L65 112L63 113ZM68 110H69V109H68ZM75 110H74V111H75ZM95 110H96V109H95ZM114 110L116 111L115 113H117V114H112V112L114 113ZM139 110H140V111H139ZM181 110H182V111H181ZM194 110H195V111H194ZM25 111H27V110H25ZM65 111H66V110H65ZM70 111H71V110H70ZM70 111H68V112L66 111V112H67L66 114L70 113ZM74 111H73V113L76 114ZM99 111H100V113H99ZM101 111H102V112L104 111V112L102 113ZM105 111H106V113H105ZM121 111H125V112H123L124 114H123ZM141 111H142V112H141ZM183 111H184V112H183ZM200 111H198L197 113L199 114ZM58 112H60V110H58L57 113L51 114L52 116H50V117H51L52 119H54V118L56 119V118H57V117H56V114H58ZM80 112H79V114H81ZM126 112H127V113H126ZM128 112L131 113V116H132L130 119H129L130 116H129ZM149 112H150V114H149ZM151 112H152L153 114H152ZM181 112H182V114H181ZM189 112H190V113H189ZM192 112H193V113H192ZM49 113H47V116H48ZM73 113H71V114L73 115ZM104 113H105V116H104ZM121 113H122V114H121ZM45 114H43L44 117H45ZM62 114L60 115V113H59L58 117L61 116V118H63L64 116H66V114H65L64 116H62ZM71 114H68L70 119H72V118L75 117V115H73V116L70 117ZM100 114H101V115H100ZM125 114H128V115H127V116H128V119H126L127 117L125 118V116H126ZM140 114H142L143 116L146 115V116H144L146 119H144V117H143L142 115H140ZM184 114L187 115V116H184ZM189 114H190L191 116H189ZM195 114H196V113H195ZM198 114H196V115H198ZM43 115L41 116V118H43V119L46 120V118H44ZM54 115H55V116H54ZM115 115H116V117H114ZM153 115H157V118H156V116H153ZM120 116H121L122 118H121ZM137 116H138V117L140 116V117H139L140 119H139ZM148 116H149V117H148ZM183 116H184L185 118H184ZM239 116L242 117V115H239ZM50 117H49V118H50ZM107 117H108V116H107ZM136 117H137V120L139 119L138 121H140V120H141V121H140V122H137ZM151 117H152V118H151ZM153 117H154V118H153ZM171 117H172V116H171ZM174 117H173V118H174ZM192 117H193V118H192ZM196 117H197V116H195V118H196ZM41 118H40L39 115H38L37 117H34L33 122H34L35 124H37V122H38V123L40 122V123H41V124L39 123L40 125H43V123H46L47 125H50V123H48V122H49V121H48L49 118H48L47 121H43V119H41ZM142 118H143V119H142ZM173 118H172V119H173ZM175 118H174V119H175ZM187 118H188V119H187ZM38 119L41 120V121H39ZM57 119H58V118H57ZM59 119H60V118H59ZM59 119H58V120H59ZM186 119H187V120H186ZM35 120H36V121H35ZM58 120H56V122H57ZM67 120H69V119H67ZM129 120H130V121H129ZM134 120L137 122V125H138V123H139V127H138V126L135 127L136 124L134 123ZM14 121H15V120H14ZM59 121H63V120H59ZM99 121H100V120H97L96 122L93 121L94 124H93V123H88V124L85 123L84 125H86V126L88 125V127H93V126L96 125V128H97V130H98V129L102 126V125L100 126V124H99L100 122H99ZM142 121H144V122H143L144 124L141 123ZM51 122H52L53 124L55 123L56 128H55V127H54V128L51 127V129H50V126H53L52 123H51V125H50L49 127H48V126L46 127V126H45L46 124H44V126L38 127V128H41V129H44L43 127H45L48 131L51 132V135H50V134H49L50 132H48V131L45 132V131H44V132H45V133H44L45 135H42V137L44 136V137H43V140L45 139V137H46V138L49 137V136H50V137H53L52 134H56V132H55L54 130H53V131H54L55 133H54L53 131H51L52 128L55 129V130L58 132V131L61 130V129H59V128H62V126H63V125H62V126H61V125L58 126V123H56L55 120H54V122L51 120ZM97 122H98V123H97ZM121 122H122V124H121ZM239 122H241V120H239ZM18 123H19V122H18ZM20 123H21V125L23 124L21 120H20ZM95 123H96V124H95ZM140 123H141V124H140ZM30 124H31L32 127H34V125H35V124L33 125L32 122H31ZM39 124H37L36 126H38ZM56 124H57V125H56ZM98 124H99V125H98ZM129 124L132 125V126H130ZM67 125H70V124H67ZM113 125L110 126V128H109V131H110V132H109L107 129L104 130V132H107V131H108V133H109V137L111 136L110 139L113 138L114 136H116L117 134L120 133V131H119V133L117 132L119 129L116 128V126H113ZM140 125H141V126H140ZM142 125H143V126H142ZM24 126H25V125H24ZM24 126L22 125L23 128H24ZM36 126H35V127H36ZM60 126H61V127H60ZM70 126H71V125H70ZM70 126H69V127H70ZM122 126H123V127H122ZM129 126H130L131 128H130ZM191 126H192V125H191ZM25 127H26V126H25ZM98 127H99V128H98ZM112 127H113V128H112ZM128 127H129V128H128ZM141 127H142V129H141ZM57 128H58V130H57ZM71 128H72V127H71ZM115 128H116V129H115ZM125 128H126V129H125ZM204 128H205V127H204ZM46 129H45V130H46ZM72 129H75V128H72ZM110 129H112V130H110ZM114 129H115V130H114ZM192 130H194V131H198V132H200V131L203 132V129H201V130H200V129L195 130L194 128H192ZM140 131H141V132H140ZM112 132H113L114 134H116V135H113V137H112V134H113ZM223 132H224V131H223ZM108 133H103V135H104L105 137L102 136V137L100 138V143H103V140H104V141L106 140L105 142H107V140H110V139H108V138H109V137H108ZM110 133H111V134H110ZM166 133H167V132H162V133H161V136L159 135V136H157V138H156V136H154V137H152V140H150V142H149L148 140H146L145 143H149V144L151 143L152 145H157V144L159 145V144L162 142V140H169V138H170V139H171V138H172V139H175V140H177V142H183V141H185V139H186V137H185L184 135H182V136L179 135V137H177L178 135L176 136V134H175L174 132H172V133H168V134H166ZM219 133H220V134H218V135H220L221 137H223V136H222V131H221V130L219 131ZM170 134H171V135H170ZM172 134H174V135H172ZM67 135H69V134L67 133ZM70 135H71V138L74 137L73 139H76V141H78L77 139H79V138H77V136H73L72 134H70ZM70 135L67 136V138H69ZM168 135H169V136H168ZM106 136H107V137H106ZM165 136H167V137H165ZM220 136H219V137H220ZM50 137H49V140H50V141H51V139H54V138H50ZM75 137H76V138H75ZM82 137H83V136H82ZM162 137H163L164 139H161ZM105 138H107V139H105ZM180 138H181V139H180ZM41 139H42V138H41ZM101 139H102V140H101ZM140 139H141V138H140ZM153 139H154V140H153ZM221 139L223 140V138L218 139L219 142H221ZM45 140L47 141V139H45ZM49 140H48V142H40V141L36 142V141H31V143L29 142L30 144H27V143H28V142H27L28 140L26 141L25 139H23L22 141H23L26 145L23 144L22 141L19 142L20 144L18 143V145H15L14 143H12V144H13L14 147H19V145H20V148H26L27 145H28V147L32 146L31 148H32V149H35V150H36L37 147H38V149H39V147H40L39 151H41L42 149H45V148H46V147H45V148L42 147L43 145H47V144H45V143H48L49 145L52 144V142L50 143ZM141 140H142V139H141ZM155 140H156V141H155ZM69 141H70V140H69ZM101 141H102V142H101ZM70 142H74V141L71 140ZM105 142H104V143H105ZM114 142H115V141H114ZM43 143H44V144H43ZM129 143H131V144H129ZM161 144H162V143H161ZM24 145H25V146H24ZM48 147H49V146H47V148H48ZM48 149H49V148H48ZM39 151L37 150V152H39ZM44 151H45L46 153H45ZM44 151L42 150L41 152H43V154L45 153V154H44L45 158H46V155H47V158H48V159H52V154L47 153V152H51V151H50V150L48 151V150H46V149H45ZM184 153H185L186 155L189 154L188 150H186ZM48 154H49V155H48ZM50 156H51V157H50ZM49 157H50V158H49ZM53 157H54V156H53ZM48 161H49V160H48ZM51 162H52V161H51ZM241 250H243V249H241ZM241 250L238 252V250L235 251V250L227 249V251L225 250V253H224L225 255H224V256H226L227 258H229V261H230V260L234 261L233 259L236 257V258H235V261H237V260H238L237 255L239 256V255L241 254V255H240V257H241L242 254H243V251L241 252ZM228 251H230V252L232 253V256H231V253H230V252L228 253ZM238 253H239V254H238ZM235 255H236V256H235ZM222 257H223V256H221V258H222ZM226 257H224V258H226ZM232 261H230V264H235V263H236L235 261H234V263H233ZM231 262H232V263H231ZM215 264H217V263H215ZM218 264H219V263H218Z\"/></svg>","mask_w":264,"mask_h":264}]
</instances>
